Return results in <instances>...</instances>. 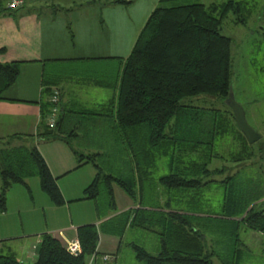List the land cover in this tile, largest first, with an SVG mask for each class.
Masks as SVG:
<instances>
[{
    "label": "trees",
    "instance_id": "obj_1",
    "mask_svg": "<svg viewBox=\"0 0 264 264\" xmlns=\"http://www.w3.org/2000/svg\"><path fill=\"white\" fill-rule=\"evenodd\" d=\"M181 1L191 0H159L128 57L118 59L114 82L87 77L85 81L94 87L116 91V97L105 105L88 112L66 108L61 104L58 82L69 77L54 68L71 64L47 67L43 71L38 102L41 122L37 136L45 142L66 144L77 161V168L84 164L94 167V179L84 189L82 200L94 202L99 219L116 212L115 187L134 203L132 210L105 221L99 228L118 237L127 227L147 230L157 236L159 253L156 256L139 245H131L137 262L232 264L241 258V226L244 230L264 234V170L256 169L255 177L248 171L255 169L256 155L262 149L246 141L231 110H209L183 105L182 101L199 96L225 101L231 88L232 55L231 40L220 34L221 26L228 15L233 16L235 25H246L252 16V7L245 1L234 0L209 6L175 4ZM100 2L92 0L86 4ZM129 3L114 0L103 4ZM5 11V15L14 12ZM89 61L81 64L91 63ZM19 73V63L0 64V101L15 85ZM71 80L78 82L79 79ZM54 89L59 92L57 103L51 102ZM53 109L58 115L54 124L48 126L47 119ZM80 118L110 122L111 131L114 128L120 138L125 137L128 147L137 156L147 151L139 140V136H146L143 139H147L149 150H156L158 157L170 158L171 174L152 180L151 185L141 174L130 180L102 175L95 163V159L103 156L101 153L84 155L70 144L71 138H78V121L73 119ZM227 136H231L237 149L227 159L235 167L210 169L212 159H226L214 152V147ZM219 175L226 176L215 180ZM35 176L42 192L55 206L65 204L56 180L35 147L12 146L9 142L0 145V208H5V195L11 186L20 184L28 189L26 180ZM212 186L221 194L219 213L200 212L199 207L210 204L204 192ZM169 194L179 199L174 206L168 201ZM103 195L108 201L105 213L98 201ZM160 196L167 200L157 201ZM238 218L241 220L237 221ZM214 224L220 237L232 242L225 249L221 250L220 244L211 238ZM76 234L80 246L77 255H70L52 235H40L33 264H87V260L97 254L98 227L95 224L80 226ZM0 264L23 263L13 257H0Z\"/></svg>",
    "mask_w": 264,
    "mask_h": 264
},
{
    "label": "rangeland",
    "instance_id": "obj_2",
    "mask_svg": "<svg viewBox=\"0 0 264 264\" xmlns=\"http://www.w3.org/2000/svg\"><path fill=\"white\" fill-rule=\"evenodd\" d=\"M226 1L228 0H191L181 1L175 4L200 3L209 6L211 4L219 5ZM234 1H245L249 3L252 7V16L247 24L242 26L235 25L233 16L228 15L222 23L220 34L231 40V88L235 100L244 109L248 124L261 135V139L256 142V147L257 149H262V151L257 153L259 157L256 155L255 169L248 170L253 172V177H255L254 174H257L256 169L262 168L264 170V0ZM56 68L57 72L61 70L69 77V79H66V81L62 80L60 83H62L61 90L65 98L70 95L74 98L71 102V110L78 111L82 109V112H88V110L90 111V109H92L89 104L101 105L107 102L109 98H112V90H103L102 88L94 87L85 80L88 76H95V80L101 79L114 82L118 73L116 64L105 65L89 63L57 66L54 69ZM71 79L79 80L78 82L76 80L74 82ZM72 92H74V94ZM85 104L88 105L86 106ZM182 104L220 112L230 110L226 106L225 101L212 96L187 98L182 101ZM107 113L109 112L105 111V114ZM73 121H78L76 124L78 138L70 139L71 146L84 155L88 154L87 151L101 153L103 156L95 159V163L99 166L102 175H111L115 178L130 180L132 178L137 179L141 174L140 177L151 185L152 180L156 181L160 177L171 174L172 171L169 166L170 158L158 157L157 152H155L156 150L151 148L150 149L154 151L149 150L147 139H143V137L146 136H139V140L146 145L145 150L147 151L137 156V154L135 155L130 147H128V142L125 137L120 138L114 128L111 131L110 122L107 124L103 122V120L93 122L91 118L73 119ZM230 137L231 136H227L215 143L214 152L225 156L226 159H212L209 166L210 169L222 166L227 168L235 167L230 161H227V159L229 160L230 158L228 155L232 151H237ZM237 168H239V166ZM227 174L228 173H226V175ZM93 175L94 169L92 166L89 165L88 168H84L80 179L82 180V184L86 181L88 182L86 185H88ZM226 175L215 176L214 179L222 180ZM26 183L28 189L20 184L11 186L5 195V208L3 210L0 208V257H13L16 260H20V255L22 254V257L25 256L28 250H32L35 255L36 247L40 242V235L45 233L51 234L52 231L47 230L56 228L54 219L60 218L61 211H63L62 214L64 213V217L67 218L70 216L68 221L69 226H71L70 221L72 219L73 223L84 225L93 224L91 222L97 220L98 214L93 201L71 203L69 208L68 204L62 205L64 208L62 206H55L49 197L42 192L39 179L36 176L27 179ZM72 187L81 189V187L72 184L68 190L65 189L64 191L67 196L82 195V191L79 192ZM210 190L212 193L208 192ZM215 191L216 188L212 186L209 190L204 192L206 195L205 199L208 200L210 204L209 206L199 207L200 212L219 213L221 194ZM114 193L118 199H120V197L127 199L123 192L117 187L114 188ZM168 198H170L168 201L170 200L169 202L172 206L179 200L174 199L170 194ZM166 200L167 198L162 196L159 197V200L157 199V201L160 202ZM98 201L102 213H105L108 201L104 195L103 197L101 196ZM153 201L156 202V200ZM236 220H241V218ZM217 229L216 224H214L211 229L213 232L211 238L217 245L220 244L222 250L232 242L224 241L223 238L220 237L221 234ZM244 229L245 228L241 226L239 230V247L243 245V247H240L243 254V257H241V264H263L264 256L257 246L263 245L264 234L261 235L257 232ZM56 230L57 229H54V231ZM23 232L31 233L27 236L29 241L24 251H22L23 253L19 251L17 239L5 241L3 239L8 236L20 235ZM59 233L62 235V232H58L57 235ZM131 237L135 244L143 247L150 255H158L159 241L157 236L147 230L134 229V232L128 234L125 240L128 241ZM37 239H39L37 245L32 246ZM74 240L78 241L77 238ZM245 248L248 250H243ZM120 254L119 260L115 264H142L135 260L134 252L130 248H124L121 250ZM104 256H101L102 263L112 264V258L110 259L109 257L108 260H104ZM25 262L26 264H30L29 261Z\"/></svg>",
    "mask_w": 264,
    "mask_h": 264
},
{
    "label": "crops",
    "instance_id": "obj_3",
    "mask_svg": "<svg viewBox=\"0 0 264 264\" xmlns=\"http://www.w3.org/2000/svg\"><path fill=\"white\" fill-rule=\"evenodd\" d=\"M90 1L92 0H25L22 8L14 11L12 15H5L6 1L0 0V11L3 12L0 14V64L16 62L20 67L15 85L4 93V99L0 101V145L9 142L12 146L35 147L56 180L68 208L71 203L87 201L82 200L83 191L93 181L95 169L91 164L77 168V161L72 151L63 142H45L38 138L41 122L38 102L41 99L43 71L47 67L54 68V65H78L85 60L105 65L117 64L118 61L120 62L118 59L124 60L130 54L151 12L159 2V0H125L130 1L126 5L103 4L114 0H98L101 2L86 4ZM79 4L81 7H77ZM58 84L61 89L62 83L58 82ZM60 93L61 104L71 108L73 96L65 98L62 90ZM115 97L116 91L113 92L111 99ZM109 99L101 105L108 103L111 100ZM101 105L89 104L93 110ZM87 153L91 152L87 151ZM89 165L94 169V175L88 185L86 181L82 184L80 180L82 171ZM72 184L81 187V189L72 187L79 192L82 191L81 196H67L64 192ZM115 202L117 206L115 213L102 219L97 217V220L91 222L98 227L99 238L97 254L87 260V264H103L101 256L104 255L113 256L114 260L111 262L115 264L119 260L121 250L124 248L132 250L131 245L135 244L132 237L128 241L125 240L134 229L127 227L118 237L99 228L105 221L134 208V203L128 198L118 199L115 196ZM62 212L60 218L54 219L56 228L47 231H52L50 235L64 246L77 238L76 229L84 224L73 223L72 219L69 226L70 216L66 218ZM58 232H62V235H57ZM30 234L23 232L3 239L4 241L17 239L19 251L23 253L29 241L27 236ZM38 240L32 246L37 245ZM257 247L264 255V243ZM240 251L243 257L241 248ZM34 257L36 252L34 255L32 250H28L25 256L22 257L21 254V259L17 261L23 264L29 261L33 264L36 260ZM234 262L241 264V258Z\"/></svg>",
    "mask_w": 264,
    "mask_h": 264
},
{
    "label": "water",
    "instance_id": "obj_4",
    "mask_svg": "<svg viewBox=\"0 0 264 264\" xmlns=\"http://www.w3.org/2000/svg\"><path fill=\"white\" fill-rule=\"evenodd\" d=\"M226 106L231 110L235 124L249 144H255L261 139V135L257 133L247 122L244 109L236 102L233 90L230 88L227 98L225 99Z\"/></svg>",
    "mask_w": 264,
    "mask_h": 264
},
{
    "label": "built area",
    "instance_id": "obj_5",
    "mask_svg": "<svg viewBox=\"0 0 264 264\" xmlns=\"http://www.w3.org/2000/svg\"><path fill=\"white\" fill-rule=\"evenodd\" d=\"M5 8L8 11H16L20 8L23 7L25 0H5ZM58 97H59V92L57 89H54L52 91L51 94V102L52 103H57L58 101ZM56 115H57V111L56 109H53L51 111V114L49 115L48 119H47V124L48 126H52L56 120ZM59 236H61V234H58ZM66 251L70 254V255H77L80 253V246L78 241L74 240V241H70L68 243H66L65 245ZM34 248V247H33ZM110 257L111 261L114 260L112 256H104L103 259L104 260H108Z\"/></svg>",
    "mask_w": 264,
    "mask_h": 264
}]
</instances>
